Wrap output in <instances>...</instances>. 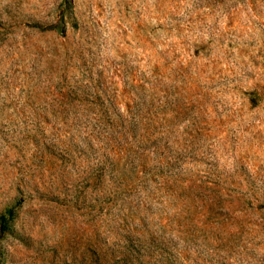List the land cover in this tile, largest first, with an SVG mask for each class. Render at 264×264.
<instances>
[{
    "label": "rangeland",
    "instance_id": "374dc122",
    "mask_svg": "<svg viewBox=\"0 0 264 264\" xmlns=\"http://www.w3.org/2000/svg\"><path fill=\"white\" fill-rule=\"evenodd\" d=\"M0 264H264V0H0Z\"/></svg>",
    "mask_w": 264,
    "mask_h": 264
}]
</instances>
